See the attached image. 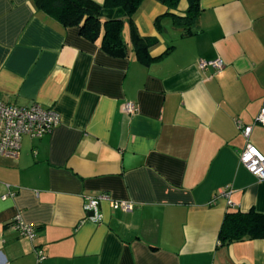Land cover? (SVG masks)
<instances>
[{
  "label": "crops",
  "instance_id": "1",
  "mask_svg": "<svg viewBox=\"0 0 264 264\" xmlns=\"http://www.w3.org/2000/svg\"><path fill=\"white\" fill-rule=\"evenodd\" d=\"M198 2L186 28L171 14L187 0L143 1L136 31L158 41L143 63L126 19L115 57L33 0H0V102L60 117L0 154V264H264V239L220 238L228 213L264 215V181L240 162L248 142L264 155V0ZM100 195L133 210L102 201L95 221L85 207Z\"/></svg>",
  "mask_w": 264,
  "mask_h": 264
},
{
  "label": "trees",
  "instance_id": "2",
  "mask_svg": "<svg viewBox=\"0 0 264 264\" xmlns=\"http://www.w3.org/2000/svg\"><path fill=\"white\" fill-rule=\"evenodd\" d=\"M37 9L55 19L66 28H78L80 35L92 42L102 37V48L115 57L127 55V46L122 38L125 19L132 27V41L138 59L149 60V48L155 46L156 38L139 36L134 25V16L144 0H33ZM171 10L177 9L181 0H157ZM189 7L185 17L173 14L178 27H192L199 13L198 0H187ZM221 241L225 244L244 239H264V215L250 210L247 213L231 212L225 217Z\"/></svg>",
  "mask_w": 264,
  "mask_h": 264
},
{
  "label": "built area",
  "instance_id": "3",
  "mask_svg": "<svg viewBox=\"0 0 264 264\" xmlns=\"http://www.w3.org/2000/svg\"><path fill=\"white\" fill-rule=\"evenodd\" d=\"M202 69L212 67L221 70L224 64L221 60L202 61L200 63ZM126 110L130 113L136 112L137 107L131 103H127ZM60 123L59 115L52 109H45L40 105H32L30 107H16L0 102V154L15 157L21 147L23 136L33 138H43L50 134ZM257 123L264 127V105L257 118ZM242 134L245 138H249L252 132V126L239 124ZM240 162L245 169L256 177L259 181H264V155L249 142L240 154ZM230 189L225 191L229 195ZM102 201L110 202L115 210L130 212L133 210V204L129 202H116L111 200L108 195H100L98 197L89 198L85 211L87 214H93L95 221L100 220L98 212L99 204ZM16 228L23 236L34 239V229L31 225L25 223L19 217L15 221ZM39 259L43 258V254L39 253Z\"/></svg>",
  "mask_w": 264,
  "mask_h": 264
}]
</instances>
